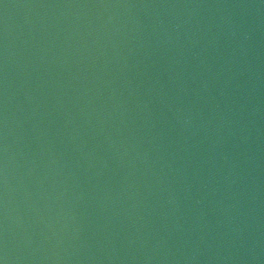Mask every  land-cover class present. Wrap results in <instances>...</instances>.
<instances>
[{"label": "water", "instance_id": "obj_1", "mask_svg": "<svg viewBox=\"0 0 264 264\" xmlns=\"http://www.w3.org/2000/svg\"><path fill=\"white\" fill-rule=\"evenodd\" d=\"M0 264H264V0H0Z\"/></svg>", "mask_w": 264, "mask_h": 264}]
</instances>
